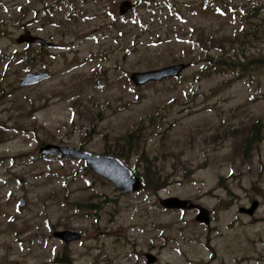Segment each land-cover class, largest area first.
Wrapping results in <instances>:
<instances>
[{
	"label": "rangeland",
	"instance_id": "1",
	"mask_svg": "<svg viewBox=\"0 0 264 264\" xmlns=\"http://www.w3.org/2000/svg\"><path fill=\"white\" fill-rule=\"evenodd\" d=\"M27 31L55 48L18 44ZM260 60L264 0H0V264H264ZM176 64L178 78L131 81ZM38 70L51 78L22 87ZM47 144L115 150L144 188L121 195L82 161L40 157ZM170 197L210 226L162 209Z\"/></svg>",
	"mask_w": 264,
	"mask_h": 264
},
{
	"label": "water",
	"instance_id": "2",
	"mask_svg": "<svg viewBox=\"0 0 264 264\" xmlns=\"http://www.w3.org/2000/svg\"><path fill=\"white\" fill-rule=\"evenodd\" d=\"M132 7L129 1L123 2L120 5V13L125 14ZM19 44L30 43L39 44L42 46L49 47L52 44L46 42L44 39L33 36L30 32L20 36L17 39ZM188 68L187 64H177L168 67H164L158 70H150L146 72H137L131 76V81L138 87L144 86L150 82H160L170 78H178L185 69ZM49 77L45 73H29L27 74L22 82V86H30L42 82ZM40 155H61L67 158H76L84 160L91 172L106 179L108 182L116 185L117 189L121 194H132L138 192L142 189L141 179L133 174L131 169H129L120 159L115 157H109L104 155H96L90 152L84 151L79 148L73 147H61L56 145H46L42 147L39 151ZM161 205L165 209L169 210H193L200 208V206L193 204L192 201L182 200L177 197H170L162 199L160 201ZM25 206V200L21 202V207ZM258 209V202H254L251 208H242L241 213L253 216ZM202 210V209H201ZM197 221L210 225V215L209 212L204 209L197 216ZM56 238L63 240L64 242H71L73 240L80 239V235L75 232L70 231H60L54 234ZM147 260L149 264L157 262V258L152 255H147Z\"/></svg>",
	"mask_w": 264,
	"mask_h": 264
},
{
	"label": "flooded vegetation",
	"instance_id": "3",
	"mask_svg": "<svg viewBox=\"0 0 264 264\" xmlns=\"http://www.w3.org/2000/svg\"><path fill=\"white\" fill-rule=\"evenodd\" d=\"M134 7H131V9L130 10H132ZM27 32H29V31H27ZM26 32V33H27ZM31 33V32H30ZM32 34V33H31ZM34 35V34H33ZM34 36H36V35H34ZM37 37H40V36H37ZM42 38V37H41ZM44 39V38H43ZM46 40V39H45ZM47 41V40H46ZM47 42H49L50 44H52L51 46H49V47H46V46H42V45H39V44H30V43H24V44H22V45H25L26 47H29V48H33V47H37V49H53V48H55V46H56V44L55 43H53V42H50V41H47ZM36 72H44L43 70H38V71H36ZM32 73V72H31ZM44 73H48L47 71L46 72H44ZM49 74V73H48ZM49 78H51V74H49V77H48V79ZM43 83V82H42ZM36 85H38V84H36ZM115 150H112V151H106L105 153H103V154H100V155H105V156H116L117 154L114 152ZM46 156H48V157H51V155H46ZM53 157H57V158H61V159H66V157H64V156H61V155H56V156H53ZM117 157V156H116ZM193 201V200H192ZM160 203V202H159ZM193 203L195 204V205H198V206H200V208H196V209H194V210H192V211H190V212H194L195 214L197 213V215L198 214H200V212L201 211H204V209H206L204 206H202L201 204H199V203H197L196 201H193ZM162 209H163V207H161ZM202 209V210H201ZM208 212H209V215L211 214V211L210 210H208V209H206ZM173 211V210H172ZM176 211V210H175ZM64 231H69V230H64ZM59 232V231H58ZM56 233V232H55ZM54 233V234H55ZM55 237V236H54ZM82 237V236H81ZM59 239V238H58ZM61 240V239H60ZM74 242V241H73ZM65 244H69V243H66V242H64Z\"/></svg>",
	"mask_w": 264,
	"mask_h": 264
},
{
	"label": "trees",
	"instance_id": "4",
	"mask_svg": "<svg viewBox=\"0 0 264 264\" xmlns=\"http://www.w3.org/2000/svg\"><path fill=\"white\" fill-rule=\"evenodd\" d=\"M259 62L264 65V60H260V61H256L255 63L259 65ZM237 68V67H234V69ZM246 69H242V71H245ZM260 131H261V123L260 124H256L255 126H253L251 128V132H250V135L249 137L246 139V142L244 143L245 146H244V149H248L249 146L252 144V143H258L259 142V134H260ZM145 181V180H143ZM145 183V182H143ZM153 183H156L159 184L161 182H153ZM148 185H151L147 182Z\"/></svg>",
	"mask_w": 264,
	"mask_h": 264
}]
</instances>
